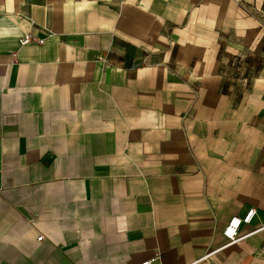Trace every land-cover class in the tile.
Segmentation results:
<instances>
[{"label": "crops", "instance_id": "obj_1", "mask_svg": "<svg viewBox=\"0 0 264 264\" xmlns=\"http://www.w3.org/2000/svg\"><path fill=\"white\" fill-rule=\"evenodd\" d=\"M251 209L264 0H0V264H264Z\"/></svg>", "mask_w": 264, "mask_h": 264}, {"label": "built area", "instance_id": "obj_2", "mask_svg": "<svg viewBox=\"0 0 264 264\" xmlns=\"http://www.w3.org/2000/svg\"><path fill=\"white\" fill-rule=\"evenodd\" d=\"M29 43H34L36 45H40L43 43V39H38L35 37H32L31 35H26L22 40L21 44L26 45ZM255 215V211L253 209L249 210L243 217H234L231 220L228 221L226 224L224 230H223V235L227 239L228 244H234L238 241H241L242 239H245L246 237L256 234L258 232H263L264 233V225L253 230L252 232L246 234V235H241L240 234V228L242 225H249L251 220L253 219ZM42 238H38V241H41ZM159 258L158 254L154 256L153 259L145 261L140 264H153L155 261H157Z\"/></svg>", "mask_w": 264, "mask_h": 264}]
</instances>
